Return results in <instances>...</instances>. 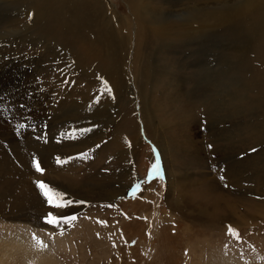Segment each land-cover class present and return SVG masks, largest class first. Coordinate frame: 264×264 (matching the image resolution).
<instances>
[{
	"label": "rangeland",
	"instance_id": "obj_1",
	"mask_svg": "<svg viewBox=\"0 0 264 264\" xmlns=\"http://www.w3.org/2000/svg\"><path fill=\"white\" fill-rule=\"evenodd\" d=\"M92 1L76 16L94 20ZM227 1L144 0L153 35L129 0H104L124 82L88 111L98 83L67 59L88 36L67 47L0 0L1 240L29 231L57 264H264V37L209 15Z\"/></svg>",
	"mask_w": 264,
	"mask_h": 264
},
{
	"label": "bare ground",
	"instance_id": "obj_2",
	"mask_svg": "<svg viewBox=\"0 0 264 264\" xmlns=\"http://www.w3.org/2000/svg\"><path fill=\"white\" fill-rule=\"evenodd\" d=\"M129 1L133 8L132 10H133L134 18H135L134 21L136 20L139 24L140 23L144 24L145 21L150 20L148 23V26L150 28V31H152L153 35L162 34L161 32L164 28L163 24L161 22L160 23L151 22V16H149V19H148V14H151V12L146 7L147 5L143 4L144 0L138 4H137V0H129ZM214 1L216 2L219 1L217 3H222V2L225 3L226 0H214ZM232 1L233 2L227 1V2H230L227 8L225 4H223L225 6L226 11H219V12L213 11V13H211L212 12L211 11L209 15L215 18L217 23L218 22H222V23L231 22L232 20L235 19V22H237L238 25L242 26L244 30H246L247 28H245L242 25L241 19L244 18V16L245 17L250 16L252 21L247 26L250 27L249 29L252 30L254 39L260 40L261 35H263L264 37V0H232ZM104 3H106V6H104ZM22 4L23 5L21 6L19 5L20 7H19V10H17L18 11L17 15L15 14L16 17L14 16L15 17L14 21L16 20L17 21L18 20L27 21L30 19L29 21L32 24H35L37 27L39 26V28H42L43 30L46 29L47 31H50L49 34L50 36H52L53 39L61 40L62 41L61 43L65 44V46L67 47L72 46L71 45L72 40L68 39L66 37V34H69L71 32H78L77 30H79L80 32L82 31L83 34L85 33L86 35L85 34L84 35L86 37L88 36V41L86 44L75 46V48H73V50L69 52L70 53L69 58L66 55L67 59L71 61L70 62L71 65L73 66L83 65L82 69L85 70V67H86L87 72L90 73V77L95 79L96 82L98 83V87L96 89L97 91L96 90L93 91L90 97L87 98L88 101L87 99H86L87 102L85 101L88 106L90 107L92 106L91 108H89L88 111H90V109L94 110L95 109L94 106L98 104L109 102V100L113 99V97L117 93L121 92V88H122L121 84L124 82V77H123L124 75L123 73H120V68H121L120 59L123 61L124 56H121V53L123 52L120 46L119 47L116 46L114 32L112 33V30H113V27L111 25L112 22L110 23V21H116L118 19L116 18V16L114 17V15H112L113 12L110 14L106 13V9H104V7L106 8L108 6L107 2H104V0H94L88 4L89 10H91V14L95 15L94 20H92L90 17L88 19L87 18L83 19L80 16L79 17L76 16V13L80 12L82 8L85 7L84 0H23ZM200 16L201 15L198 14V15L193 16L192 18H194L193 20L196 21V19L199 20ZM252 16L254 17V19L252 18ZM41 17H43V20L41 22H38L37 20L40 19ZM45 19H47V23H48L47 25H45V21H44ZM209 19H210V16H209ZM50 20L51 22H49ZM37 22H38V25H37ZM102 23H104V25L106 26L105 28H103L104 25L98 27ZM187 23H190V22H187ZM195 24L198 25L200 24V22L195 23ZM116 27H118V29L120 30L121 26L117 25ZM144 31H146L149 34V32L146 30V25H144V28L141 29L142 33H144ZM81 40H84V39H81ZM252 42H253V39H252ZM231 52L233 53V51ZM226 57H227V61H225L226 58H224L222 61V65H224L225 62L230 63V59H228V55ZM229 58H230V55H229ZM149 68L150 66L148 67V70ZM149 73L151 72L149 71ZM149 76L150 75H148V77ZM124 85L125 84H123V86ZM91 87L89 88L93 90V86ZM135 89H136V83H135ZM136 91L137 93H140L139 89H137ZM87 94L88 92L86 93V95ZM84 99L85 98H83V100ZM3 106L7 108V105L5 103L0 105V114L5 112L4 111L5 108H3ZM4 122L5 121L1 116L0 117V137H2V133L5 134L4 130L2 131ZM5 127L7 126L5 125ZM5 130L7 129L5 128ZM31 157H32V154H31ZM26 196H27V193H23L22 198L25 201H27L29 205L33 204L32 206H34L35 203L31 199H26ZM31 236H32V233L29 231H26V232L20 231V232H16V234H12L9 240L0 239V264H17V263L19 264H57L54 261L55 259L52 254L53 252L48 251L45 246H42V245L37 246L36 244H32L31 239L29 238Z\"/></svg>",
	"mask_w": 264,
	"mask_h": 264
},
{
	"label": "snow or ice",
	"instance_id": "obj_3",
	"mask_svg": "<svg viewBox=\"0 0 264 264\" xmlns=\"http://www.w3.org/2000/svg\"><path fill=\"white\" fill-rule=\"evenodd\" d=\"M21 127H23V125H21ZM36 171L37 172H40L42 171L39 164L37 163L36 164ZM154 171L158 172L159 169H158V166L154 167ZM38 184V187L41 189V190H44V195L45 197L47 198L49 204H52V195H51V190L49 189V186L47 184H45L43 181H38L37 182ZM57 196H61L62 194H59L57 193L56 194ZM69 205L72 203L71 201L67 202ZM56 207H60L61 205L57 204L55 205ZM76 217L75 216H72V217H56L54 216L52 213H49L46 217H45V222L47 224H50V225H58L59 223L63 222V223H68L72 220H75ZM234 231L231 226H229V234H234ZM42 244V246H45L46 245H43V242L41 241L40 242Z\"/></svg>",
	"mask_w": 264,
	"mask_h": 264
}]
</instances>
